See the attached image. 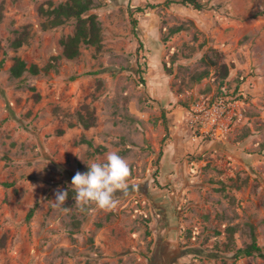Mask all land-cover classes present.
<instances>
[{"label":"rangeland","instance_id":"obj_1","mask_svg":"<svg viewBox=\"0 0 264 264\" xmlns=\"http://www.w3.org/2000/svg\"><path fill=\"white\" fill-rule=\"evenodd\" d=\"M44 1L0 0V264H264L234 256L246 223L264 248V0H94L101 48L73 59Z\"/></svg>","mask_w":264,"mask_h":264},{"label":"trees","instance_id":"obj_2","mask_svg":"<svg viewBox=\"0 0 264 264\" xmlns=\"http://www.w3.org/2000/svg\"><path fill=\"white\" fill-rule=\"evenodd\" d=\"M181 4L192 9L199 10L202 7V4L198 0H165L164 4ZM45 5V7H44ZM158 4L147 3L143 7L136 6L134 10L137 12H143L146 7L154 8ZM97 5L94 0H66L58 4H54L51 0H46L39 7V12L45 17L44 27L49 29L57 28L58 26L63 25L67 21H73V30L66 36L62 37L60 44L62 45V56L67 59H73L80 54V47L82 45L92 46L96 50L101 48V28L97 19V16L90 11L95 8ZM3 7L0 6V22L3 17ZM135 22V20H133ZM180 27H175L173 30H179ZM28 33L26 31L21 32L12 42L13 47L17 48L21 46L27 40ZM58 56H52L47 64H45L42 69L39 68L36 64L27 65L26 62L20 57H15L13 63L10 67V73L14 77L21 76L25 71L31 74H38L39 71L43 70L47 72L56 65ZM206 61L209 65L215 66V75L216 80L219 81L218 91L222 86L225 78L229 74L228 65L225 63H217V61L207 58ZM1 65V62H0ZM208 65V66H209ZM209 70L206 67L205 69L196 72L191 77L192 80L199 81L202 78L208 76ZM142 80V79H141ZM143 81V80H142ZM77 113L78 121L85 127L90 126L93 123V117L91 112L87 111L88 116L83 115L80 112ZM76 194L75 191H72L69 196ZM33 213V209H30L27 213V218H30ZM78 224V222L76 223ZM248 225V232L250 236V242L247 243L244 247L239 248L235 251V257L251 256L257 255L264 259V248L259 246L256 243V235L254 232V226L246 223ZM237 230V225H228L225 227L226 231V244L228 248L233 242V234Z\"/></svg>","mask_w":264,"mask_h":264}]
</instances>
